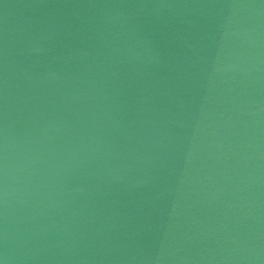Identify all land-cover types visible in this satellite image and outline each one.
Segmentation results:
<instances>
[{
	"label": "water",
	"instance_id": "obj_1",
	"mask_svg": "<svg viewBox=\"0 0 264 264\" xmlns=\"http://www.w3.org/2000/svg\"><path fill=\"white\" fill-rule=\"evenodd\" d=\"M4 264H264V0H0Z\"/></svg>",
	"mask_w": 264,
	"mask_h": 264
},
{
	"label": "clouds",
	"instance_id": "obj_2",
	"mask_svg": "<svg viewBox=\"0 0 264 264\" xmlns=\"http://www.w3.org/2000/svg\"><path fill=\"white\" fill-rule=\"evenodd\" d=\"M0 264H4L3 260H0Z\"/></svg>",
	"mask_w": 264,
	"mask_h": 264
}]
</instances>
